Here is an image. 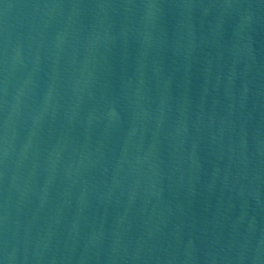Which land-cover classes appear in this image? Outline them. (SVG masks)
<instances>
[{
    "label": "water",
    "instance_id": "water-1",
    "mask_svg": "<svg viewBox=\"0 0 264 264\" xmlns=\"http://www.w3.org/2000/svg\"><path fill=\"white\" fill-rule=\"evenodd\" d=\"M0 264H264V0H0Z\"/></svg>",
    "mask_w": 264,
    "mask_h": 264
}]
</instances>
